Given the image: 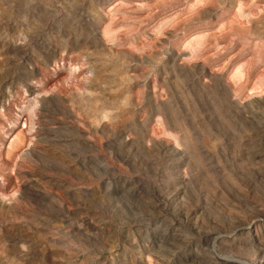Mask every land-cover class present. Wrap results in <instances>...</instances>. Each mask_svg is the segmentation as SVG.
Listing matches in <instances>:
<instances>
[{"label":"rangeland","instance_id":"1","mask_svg":"<svg viewBox=\"0 0 264 264\" xmlns=\"http://www.w3.org/2000/svg\"><path fill=\"white\" fill-rule=\"evenodd\" d=\"M0 264H264V0H0Z\"/></svg>","mask_w":264,"mask_h":264}]
</instances>
